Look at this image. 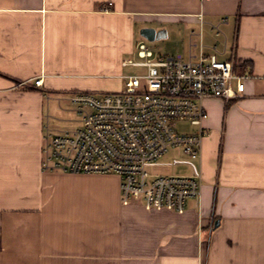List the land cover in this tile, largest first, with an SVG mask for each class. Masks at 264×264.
<instances>
[{
  "label": "crops",
  "instance_id": "0c3cea01",
  "mask_svg": "<svg viewBox=\"0 0 264 264\" xmlns=\"http://www.w3.org/2000/svg\"><path fill=\"white\" fill-rule=\"evenodd\" d=\"M144 27L246 76L203 101L182 213L122 204L117 174L42 167L55 103L122 90ZM0 264H264V0H0Z\"/></svg>",
  "mask_w": 264,
  "mask_h": 264
},
{
  "label": "built area",
  "instance_id": "2783aa9c",
  "mask_svg": "<svg viewBox=\"0 0 264 264\" xmlns=\"http://www.w3.org/2000/svg\"><path fill=\"white\" fill-rule=\"evenodd\" d=\"M138 47L141 60L128 59L123 64L141 66L145 71L127 76L122 90L72 93L80 123L60 133L45 127L42 167L69 173L117 174L122 204L141 202L148 210L182 213L189 199L200 197L201 178L152 177L147 166L171 147H181L191 158H199L206 133L203 101L241 96L246 76L236 74L234 64L216 54L202 53L196 59L182 54L155 56L144 42ZM42 81L37 78L35 85ZM179 120L198 125V131H178Z\"/></svg>",
  "mask_w": 264,
  "mask_h": 264
},
{
  "label": "rangeland",
  "instance_id": "374dc122",
  "mask_svg": "<svg viewBox=\"0 0 264 264\" xmlns=\"http://www.w3.org/2000/svg\"><path fill=\"white\" fill-rule=\"evenodd\" d=\"M141 28L137 32L138 38H141L148 47H150L155 56L166 55V54H176L179 52V43L174 40V36L169 38H161L155 40H148L140 34ZM139 47L136 46L135 53L125 56L127 59H132L133 61L141 60L138 55ZM145 69L141 66H135L133 64H127L122 67V75L130 76L141 74ZM126 79H121L122 85L123 81ZM125 84V82H124ZM123 87V86H122ZM63 104L54 105V118L50 126L53 133L65 132L78 127L80 116L75 110L73 103H69L66 100L62 102ZM198 125H193L190 121L179 120L177 122V129L180 132L191 133L197 132ZM190 156H188L181 147H171L168 151L156 161L148 164L147 170L150 176L155 175H175V174H186L190 171V165H188Z\"/></svg>",
  "mask_w": 264,
  "mask_h": 264
},
{
  "label": "water",
  "instance_id": "95a60500",
  "mask_svg": "<svg viewBox=\"0 0 264 264\" xmlns=\"http://www.w3.org/2000/svg\"><path fill=\"white\" fill-rule=\"evenodd\" d=\"M140 34L148 40H155L160 37L159 32L155 28H152V27L142 28L140 30Z\"/></svg>",
  "mask_w": 264,
  "mask_h": 264
}]
</instances>
